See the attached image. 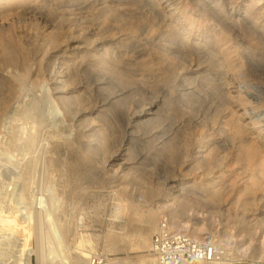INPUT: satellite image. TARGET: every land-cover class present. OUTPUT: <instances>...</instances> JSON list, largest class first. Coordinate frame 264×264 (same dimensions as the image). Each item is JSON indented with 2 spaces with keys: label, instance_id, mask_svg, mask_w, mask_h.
I'll list each match as a JSON object with an SVG mask.
<instances>
[{
  "label": "rangeland",
  "instance_id": "obj_1",
  "mask_svg": "<svg viewBox=\"0 0 264 264\" xmlns=\"http://www.w3.org/2000/svg\"><path fill=\"white\" fill-rule=\"evenodd\" d=\"M246 1L0 0V219L18 214L20 226L12 231L0 222V264H39L42 248L45 264H77L74 232L95 242L92 251L111 264L151 257L147 249L105 251L106 235L121 231L112 192L155 208L175 203L166 180L200 189L198 171H189L196 161L189 159L209 150L219 156L210 163L214 185L225 186L219 204L225 215L210 214L212 226L201 225L198 236L224 252L217 264H264V139L251 130L264 134V14L246 10ZM180 34L189 42L208 40L212 49L206 52H225L221 92L209 58L192 49L189 56L177 53L173 42ZM216 37L222 41L214 44ZM164 47L173 50L168 59ZM57 70L71 79L60 91L80 105L71 128L55 101L59 90H52ZM28 107L41 122L31 142L23 112ZM217 115L225 134L240 130L243 160L230 142L218 149L207 128L197 138V124L209 125ZM252 145L255 154L248 157ZM185 152L190 157L183 163ZM28 163L33 171L25 173ZM118 166L124 178L116 180ZM246 196L256 199L246 204ZM36 207L49 216L41 224L50 237L44 247L32 221ZM160 214L169 218L166 208ZM140 217L129 215L130 233ZM22 227L32 228L28 247ZM61 237L70 249L62 250Z\"/></svg>",
  "mask_w": 264,
  "mask_h": 264
},
{
  "label": "bare ground",
  "instance_id": "obj_2",
  "mask_svg": "<svg viewBox=\"0 0 264 264\" xmlns=\"http://www.w3.org/2000/svg\"><path fill=\"white\" fill-rule=\"evenodd\" d=\"M251 8H254L259 14H264V0H253V1L247 0L246 5H245V9L249 11ZM221 26H222V24H221ZM224 26L225 25L223 24L221 29L225 30ZM187 34L189 35L190 33H187ZM220 34H222V32ZM180 37H182V38H180V40L177 39V42H175V43L173 42V46H175L176 48H179L177 53L183 54V55L187 54V56H189L191 54V49H192L198 55H200V53H201L207 59L209 58V61L213 62V65L215 67V69H214L215 72L219 75L217 78V83L220 86L219 91L221 92V89H222L221 86L225 83V80H226V72H225L226 59L224 57L225 52L217 51V50L216 51L214 50L213 52L208 50L209 52H206L208 48L209 49L211 48L209 46L210 42L208 40H202L201 43L200 42L194 43V42H189V40L185 34L184 35L182 34ZM209 38L212 39L211 37H209ZM220 41H222V37L220 39L216 37L214 42L213 41H211V42H213L215 44V43H218ZM171 51H173L172 48H168V47L163 48L165 59H168L169 57H171V55H173V52H171ZM53 74H54L53 79H51L52 90H54V91L59 90L58 92L54 93V96H55L56 103L59 105V107L62 111V114H61L62 120L66 123L67 127H69V128L74 127L73 122L76 120L74 108L76 106L80 107V105L78 102L74 103L66 95V90L60 91L61 87L63 86L62 83H65V82L67 83L71 79L62 70L54 71ZM65 77H67V78L65 79ZM39 79H41V78H39ZM224 85H223V87H224ZM152 103H153V101H152ZM23 112H24L25 117L30 119V121L28 122V124H30V126L28 128L29 134L26 133L25 126L20 127V130L24 135H25V133L28 134L27 138L26 137L25 138H26V140L27 139L30 140V138L33 137L32 135L34 133H36L35 130L36 129L38 130V127H40L39 125H41L40 124L41 122L37 121V120H39V119H37L38 117L36 118L37 120L35 119L34 114L36 112L33 113V108L29 109V107H28L27 110L23 109ZM137 114L138 115L140 114V116L144 115L145 111L141 110ZM217 118H218V115L214 116L212 118V123H210L209 125H198L199 124L198 123L197 126L195 127V129L197 130V133H196L197 138L199 140L202 139L204 137L203 136V128H207L206 130H210L214 135L217 136V140H216V142L215 141L214 142L218 146V149H219V147L224 148L225 143L230 142L231 146L235 147L237 159L243 160V157H244V153H243L244 139H238L237 138V134L240 130L238 128H236V131L234 132V134L233 133H231L230 135L225 134V131L223 130V128H221L220 122ZM25 120H27V119H25ZM38 122H40V123L38 124ZM251 130H252L253 134L254 133L256 134L257 140L264 139V134H261L260 131L254 130V128ZM95 132L98 133V131H95ZM30 142H31V140H30ZM73 144H74V140H69L67 142L68 146H71ZM100 145H103V144H100ZM248 148L252 150L248 153V157H251L252 155L255 154V152H254L255 148L253 145L249 146ZM209 152H210V150L208 151V153ZM208 153L207 154H199L198 156H193L192 158L189 159V160H192V162L196 161V163H192V165L189 166V171L190 172L198 171V176L200 177L199 182L202 184V187L200 189L195 187L193 184L186 185L187 182L186 183H180V184L176 185L171 179L166 180V185H165L166 190L167 189H168V191L173 190L174 192H171V194H175L173 198L178 199V201H175V203L173 201V202H170L169 204H164L161 206H157L155 208V206L153 207V206L145 205V203L142 202L144 200L138 201V199H137V201H135L136 198L134 201L132 200L130 202L126 201V200L123 201L122 199L124 196H122L123 194L121 193V190H118V189L114 190V192H112V195H113V199L116 201V203L114 204L113 213H114L115 219H117L120 223L121 231L119 233H116V232H114V230H112L108 233V235H106V241H105L106 245L105 246L107 249H105V251L109 252V251H112L115 249H125V250L128 249L127 251H129V250L130 251L142 250V249L148 250L149 246H150V239H149L150 234L156 229L159 221L162 220L163 218H165V217L161 218L162 215L160 214L161 210L163 208L168 209V217L169 218H167V219L170 221L173 228H175L177 230L184 231L190 237L194 238L197 241L202 242V240L198 236V233L201 230L202 226H207L208 228H210L212 226L213 222L210 221L211 220L210 214L221 213L222 215L223 214L225 215V213H223L224 211H222L221 207L219 206L223 196L226 194V191L224 192L225 186L222 187V185H220V186L214 185V173H213L214 166L210 163L211 162L210 159L215 157V159L218 160L219 156H218V154L215 155V154H208ZM181 154H183V153H181ZM195 155H197V154H195ZM117 156H118V154L115 153L114 155L109 156V157L112 159V162H114ZM189 157H190L189 153L185 152V154L183 155V158H182L183 163H185ZM32 162H33V160H32ZM30 170L33 171L31 169L30 163H28L27 165H25V173L31 172ZM248 171H249L248 167L242 168L243 174H247ZM121 172H122L121 166H118L112 172V174L116 178V180L124 178V174L122 175ZM187 173H188V171H187ZM251 175H254L253 172H251ZM262 175H264V170H262ZM196 190H198V192H196ZM196 194H198V197L195 196L194 198H192V195H196ZM129 195L131 198V194H129ZM127 197H128V195H127ZM149 197H152V196H149ZM255 199H256L255 197L250 198L249 196H246L243 203H246V204L248 202L253 203ZM214 205H215V207H214ZM207 209H209V211L207 212V214L205 216H203V213H201V216H197L198 211L201 210L203 212ZM28 213H29V211H28ZM131 213H138V214L140 213L141 217L139 220V224H137L131 230V233H130L129 232V230H130L129 226H130L131 220L129 218V215ZM17 215L12 213L11 215H5L4 217H2L0 219L2 226L7 227V228H11L12 231H16L18 227L20 228V226H18V223L16 221ZM29 215H27V216H29V218H31V214H29ZM244 215H245V213H244ZM47 216H48L47 213H42V211L40 210V207H36L35 211H34V219H32V221L34 220V229L36 230V240H40V242L42 243L41 246H43V247L46 246L44 244L45 241L46 242L50 241V239H49L50 237L44 236L45 235V234H43L44 229L42 228V226L44 225L43 224L44 219H46ZM179 216H183L184 219H186V222H182L181 220H179L178 219ZM188 222H190V226H188ZM225 222H227V221L225 220ZM27 224H28V226L30 225L29 220H28ZM41 224H42V226H41ZM239 224L241 225L242 228L245 227V222L242 219L240 220ZM225 227H228V226L225 224ZM26 228L22 227V230H23L22 233H24L23 247L29 246L30 239L33 236L32 232H31L32 228H30V229H29V227H28V229H26ZM127 229H128V231H127ZM53 230H52V232H53ZM223 230L224 231L222 233L224 235V234H226V228H224ZM37 231L39 233H37ZM127 232H129L130 234ZM72 234H73L72 235L73 238H72V242L70 243V245H72L74 247V249H73L74 253H75L74 259L76 260L77 264H87L86 259L89 257V254H90L89 252L92 251V249H94L96 243L91 241L90 238H87V237L85 238L82 234H77L76 232H74ZM61 238H62L61 240L63 242L65 239H64V237H61ZM221 241L222 240H220L219 242H221ZM58 243H59V241H58ZM60 244H62V243H60ZM63 244H64V242H63ZM63 244H62V250H63V246H65L67 243H65L64 245ZM207 244L214 246L217 257H218L217 263L219 261H221V257L224 254V252H222L220 250V248L218 247L219 245L216 242H210ZM223 245L224 244H222L221 246H223ZM55 246L57 247L58 245H55ZM68 246H67V248H69ZM59 249L61 251V246ZM48 250H50V249H48ZM41 251H42V254L41 253L40 254L42 256H40L41 259H39V260H41L40 261L41 263L39 262V264H45V259H44L45 253H43V251L45 252V250L42 248ZM67 251H68V249H67ZM48 253H50V252H48ZM64 253H65V251H64ZM227 254H229V253L227 252ZM150 256L151 257H149V256L148 257L137 256L131 262H132V264H154V263H156L155 258L152 255H150ZM61 260H64V259H61ZM121 263L127 264V261H123Z\"/></svg>",
  "mask_w": 264,
  "mask_h": 264
},
{
  "label": "built area",
  "instance_id": "obj_3",
  "mask_svg": "<svg viewBox=\"0 0 264 264\" xmlns=\"http://www.w3.org/2000/svg\"><path fill=\"white\" fill-rule=\"evenodd\" d=\"M89 253L87 264H111L105 255ZM148 253L155 264H217L218 260L214 246L173 228L167 218L160 220L151 234Z\"/></svg>",
  "mask_w": 264,
  "mask_h": 264
}]
</instances>
